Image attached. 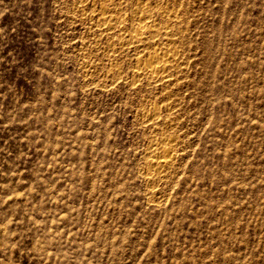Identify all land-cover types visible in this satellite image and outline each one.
Segmentation results:
<instances>
[{"label":"rangeland","instance_id":"rangeland-1","mask_svg":"<svg viewBox=\"0 0 264 264\" xmlns=\"http://www.w3.org/2000/svg\"><path fill=\"white\" fill-rule=\"evenodd\" d=\"M0 264H264V0H0Z\"/></svg>","mask_w":264,"mask_h":264},{"label":"bare ground","instance_id":"bare-ground-1","mask_svg":"<svg viewBox=\"0 0 264 264\" xmlns=\"http://www.w3.org/2000/svg\"><path fill=\"white\" fill-rule=\"evenodd\" d=\"M145 13V12H144ZM143 13V14H144ZM141 15V14H140ZM146 15V14H145ZM142 16V15H141ZM140 16V17H141ZM139 17V18H140ZM143 17V16H142ZM141 17V18H142ZM150 17V16H149ZM151 18V17H150ZM103 21H102V23L99 25L100 27H106V25L110 28V25H108V24H110V22H111V20L113 19V16H111V15H106V16H103ZM140 22H138L137 24H135L134 25V28H135V30H136V32H137V34L136 35H132V36H129V39H126V38H123L122 40H119V41H121L120 42V44H122V45H135V44H141V43H143L144 41H145V38H144V35L146 34V33H149V34H153L154 35V33H155V31H156V24H154V22L153 21H150L148 18L147 19H141V20H139ZM100 23V22H99ZM121 28V27H120ZM100 29V28H99ZM102 29H104V28H102ZM106 29H108V28H106ZM101 30V29H100ZM159 31V30H158ZM157 32V31H156ZM160 32V31H159ZM156 34V33H155ZM120 39H121V37H120ZM161 52H158V51H156L153 55H151L150 56V58L149 59H146L145 61H143V60H139V62H138V64H136V65H138L137 67H134V69L135 68H137V73H138V75L137 76H144V75H148V77H149V79L151 78V80H153L155 83L157 82V81H161V80H165V81H168L169 80V78H170V75H168L167 73H166V71L168 70V63H167V61L165 60V61H162V63H160V58H161V54H160ZM170 54H171V52H170ZM170 54H167L166 56L167 57H169L168 58V61L171 59V58H173ZM175 54V53H174ZM175 56H177L176 54L174 55V57ZM163 57V56H162ZM174 59V58H173ZM138 61V60H137ZM171 62H172V60H170ZM169 61V62H170ZM170 62V63H171ZM171 65V64H170ZM170 67H172V66H170ZM170 69V68H169ZM135 71H136V69H135ZM136 73V74H137ZM169 73V72H168ZM135 76V75H134ZM147 77V76H146ZM159 79H161V80H159ZM159 149H160V147H159ZM164 149H162L161 151H163ZM151 151V150H150ZM158 151V150H157ZM154 152H156V149H154ZM153 152V153H154ZM173 152V151H172ZM174 153V152H173ZM173 153H171L170 152V150L169 151H167V149H166V151L164 150L163 151V153L161 154L160 152H159V154L161 155V156H159V159H157V160H154V158L152 159V160H154V161H151V163H150V166H151V168L153 169V167L155 168V169H157L158 171H159V173L160 174H163V173H165V169H167V166L170 164V162L172 161V159H173ZM156 155V154H155ZM157 156H158V154H157ZM158 158V157H157ZM155 159H156V157H155ZM150 162V161H149ZM148 162V163H149ZM154 169V170H155ZM149 170V169H148ZM148 172H150V170L148 171ZM154 172V171H153ZM150 174V173H149ZM148 174V175H149ZM154 174V173H153ZM152 174V175H153ZM147 175V174H146ZM147 175V176H148ZM161 176V175H160ZM151 179V178H150ZM153 179V178H152ZM151 179V180H152Z\"/></svg>","mask_w":264,"mask_h":264}]
</instances>
